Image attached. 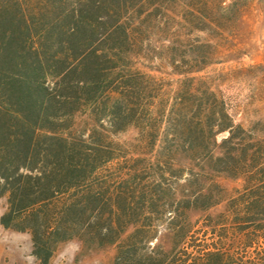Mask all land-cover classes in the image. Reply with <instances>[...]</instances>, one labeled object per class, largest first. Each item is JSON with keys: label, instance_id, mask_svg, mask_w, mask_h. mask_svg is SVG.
I'll list each match as a JSON object with an SVG mask.
<instances>
[{"label": "trees", "instance_id": "16d2710c", "mask_svg": "<svg viewBox=\"0 0 264 264\" xmlns=\"http://www.w3.org/2000/svg\"><path fill=\"white\" fill-rule=\"evenodd\" d=\"M132 1L0 0V225L38 264L73 239L117 245L113 264H264V136L203 81L170 94L132 69L129 20L150 0ZM128 128V147L109 139Z\"/></svg>", "mask_w": 264, "mask_h": 264}, {"label": "rangeland", "instance_id": "374dc122", "mask_svg": "<svg viewBox=\"0 0 264 264\" xmlns=\"http://www.w3.org/2000/svg\"><path fill=\"white\" fill-rule=\"evenodd\" d=\"M200 1L150 0L141 14L136 11L129 20L135 38L132 69L151 75L156 86L170 94L186 78H196L198 86L203 81L224 101L234 124L263 137L264 0H226L223 6L235 2L243 8L233 21L227 19L225 12L203 8ZM138 2L134 0L132 5ZM195 67L200 71L188 75L175 73ZM159 99L156 106H160ZM86 115L78 114L74 119L80 128L87 120ZM135 135L136 131L128 128L110 134L109 139L128 147ZM225 135H218L217 141ZM218 181L228 190L240 186L229 179ZM5 209L6 199L1 197L0 216ZM116 249L117 245L85 248L73 239L58 246L49 264H113ZM31 251L28 233L0 225V264H38Z\"/></svg>", "mask_w": 264, "mask_h": 264}]
</instances>
